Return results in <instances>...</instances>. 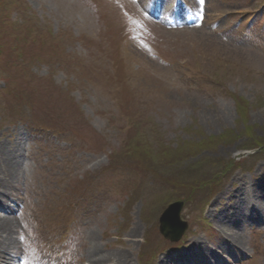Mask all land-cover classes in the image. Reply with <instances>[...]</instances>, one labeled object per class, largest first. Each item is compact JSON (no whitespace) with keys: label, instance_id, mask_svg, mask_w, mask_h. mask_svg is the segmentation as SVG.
Returning <instances> with one entry per match:
<instances>
[{"label":"rangeland","instance_id":"1","mask_svg":"<svg viewBox=\"0 0 264 264\" xmlns=\"http://www.w3.org/2000/svg\"><path fill=\"white\" fill-rule=\"evenodd\" d=\"M154 1L0 0V143L22 138L7 214L30 264H85L87 238L131 264L224 238L226 264H264L261 209L233 225L243 241L214 221L264 182V154L242 150L264 146V0H180L175 27Z\"/></svg>","mask_w":264,"mask_h":264},{"label":"bare ground","instance_id":"2","mask_svg":"<svg viewBox=\"0 0 264 264\" xmlns=\"http://www.w3.org/2000/svg\"><path fill=\"white\" fill-rule=\"evenodd\" d=\"M22 138L19 144L15 145V149H12L6 144L0 143V264H14L18 258L17 253H14V250L17 249L15 245V241L13 240V224L12 219L8 216L7 212H11L16 206V202L18 198L15 197V194L11 192L13 190L14 180L17 178V168L19 163V154L22 149ZM264 182L259 185L251 184L248 190L252 192L255 196L251 201L244 202L240 196L245 193L246 186L244 184H240L235 190L231 193L235 197H240L238 202H233L232 205H229L223 209H221L219 216L214 218V221L221 227V229L225 232L229 231V235L237 237L238 239L243 241V236L238 234L239 229L237 226L241 223L246 222V219L249 214H247L246 208L250 209V213L256 210H262L264 212ZM12 195V196H11ZM11 197V199L9 198ZM257 203L258 205H254ZM244 208H243V207ZM231 208L232 213H226ZM231 212V211H230ZM264 217V215H263ZM263 219V218H262ZM224 227V228H223ZM235 227V228H234ZM138 228L134 227L131 229L128 234L131 238L138 233ZM231 231V232H230ZM137 235V234H136ZM129 238V237H128ZM86 247L85 251V264H131L128 262V257L125 254H120L118 252L113 251L112 254L108 253L107 255L102 252H97V248L93 249L90 247V243L88 242V238L86 239V243L83 244ZM104 250V248H103ZM213 251H209V248L206 246V243L203 240H199L197 245L191 250V252L185 254H177L172 257L173 260L179 261L181 264H193V262L198 261L192 259V255L195 256H204L209 255ZM213 262H218L219 258L215 255L211 254L210 258ZM204 261V259H202ZM163 260L160 259V264Z\"/></svg>","mask_w":264,"mask_h":264},{"label":"water","instance_id":"3","mask_svg":"<svg viewBox=\"0 0 264 264\" xmlns=\"http://www.w3.org/2000/svg\"><path fill=\"white\" fill-rule=\"evenodd\" d=\"M179 209V204H175V205H170L164 212L163 216H170V215H174L176 216V213ZM162 216V217H163ZM162 221V220H161ZM161 228V232L165 237H169L170 239H172L173 241H177L179 239V236L182 234V232L184 231V229H175L172 227V229L170 228H166L164 226V224L162 223Z\"/></svg>","mask_w":264,"mask_h":264},{"label":"trees","instance_id":"4","mask_svg":"<svg viewBox=\"0 0 264 264\" xmlns=\"http://www.w3.org/2000/svg\"><path fill=\"white\" fill-rule=\"evenodd\" d=\"M264 149V146L262 145V144H259V145H257V146H255V147H249V148H245V149H247V150H249V149H254V150H256V149ZM263 152V151H262ZM203 173L201 172V175H202ZM203 178V177H202Z\"/></svg>","mask_w":264,"mask_h":264},{"label":"snow or ice","instance_id":"5","mask_svg":"<svg viewBox=\"0 0 264 264\" xmlns=\"http://www.w3.org/2000/svg\"><path fill=\"white\" fill-rule=\"evenodd\" d=\"M201 3H203V0H200Z\"/></svg>","mask_w":264,"mask_h":264}]
</instances>
